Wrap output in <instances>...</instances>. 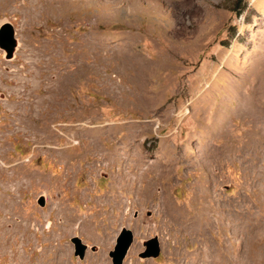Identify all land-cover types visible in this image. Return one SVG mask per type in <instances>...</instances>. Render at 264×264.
Instances as JSON below:
<instances>
[{
    "label": "rangeland",
    "instance_id": "1",
    "mask_svg": "<svg viewBox=\"0 0 264 264\" xmlns=\"http://www.w3.org/2000/svg\"><path fill=\"white\" fill-rule=\"evenodd\" d=\"M3 23L18 48L10 60L0 49V192L10 165L35 178L0 205V264H112L124 228L123 264H194L202 247L204 264H222L226 248L260 264L264 0H2ZM28 97L45 99L52 139L17 126ZM73 237L89 246L84 260ZM152 238L159 257L140 258Z\"/></svg>",
    "mask_w": 264,
    "mask_h": 264
},
{
    "label": "bare ground",
    "instance_id": "2",
    "mask_svg": "<svg viewBox=\"0 0 264 264\" xmlns=\"http://www.w3.org/2000/svg\"><path fill=\"white\" fill-rule=\"evenodd\" d=\"M0 1H2V0H0ZM3 1H7V2H9L10 0H3ZM32 97V96H31ZM29 98V97H28ZM34 102V101H33ZM33 102H32V99L31 98H29V99H27L26 100V102L25 103H22L21 105H23V107H22V111H21V114L18 116V118H16V120H15V122H16V124H17V126H23V127H25V128H33V129H35V132L37 133H35V140H38V142H41V141H44V140H47V139H52L51 138V135L50 134H48V131H47V127H48V124H49V122L51 121V119H52V116H50V113H48L47 111H49V110H45V108L43 107V105H46V104H44L45 103V99L44 98H39L38 99V101L37 102H34V103H36L37 104V107H36V109H34L33 108V106H32V104H33ZM47 107V106H46ZM49 109H50V107H49ZM49 114V116L47 115L46 116V114ZM54 114V113H53ZM217 120V119H216ZM220 124H221V119H219V120H217ZM29 130V129H28ZM53 142V141H52ZM42 143H44V142H42ZM47 143H49V142H47ZM55 143V142H54ZM53 143V144H54ZM50 144V143H49ZM39 149H41V148H43V147H38ZM53 148V151H55V152H58L59 151V148H56V147H52ZM50 149V148H49ZM52 150V149H51ZM43 151V150H42ZM61 151V150H60ZM62 151H64L65 152V150H62ZM61 151V152H62ZM67 152V151H66ZM171 154V151L168 149V147L167 146H165V147H163L162 148V153H160L159 155H158V159L159 160H161V161H165V160H167L168 158H169V155ZM60 155V154H59ZM66 156V155H65ZM62 157V156H61ZM73 159V158H72ZM141 159V158H140ZM67 160L68 161H71V157H67ZM160 161V162H161ZM144 163V161L143 160H141L140 161V164H143ZM147 163V162H146ZM167 163V162H166ZM69 164V163H68ZM138 164V163H137ZM153 164L154 163H150L149 165H148V168L149 167H151V166H153ZM158 164V163H157ZM165 164V163H164ZM160 166V165H159ZM163 166V165H162ZM10 168V170H11V173H10V175H9V177H8V183H6V186H5V188H3L4 190L2 191V192H0V205H2V209L4 210V211H9L10 210V208H11V206H12V202H14V196H13V193H12V191H13V189H15V190H19V189H21L24 185H25V183H26V181L27 180H29L30 178L32 179L33 177H34V175L33 174H30V173H26L25 171H24V168H25V166L24 165H22L21 163H17V164H14V165H10L9 166ZM164 169V168H163ZM162 169V170H163ZM150 170V169H149ZM148 170V171H149ZM156 170V169H155ZM162 170L160 171V170H158L159 172H161L162 173ZM35 176H37L38 177V175H35ZM36 177V178H37ZM40 177V176H39ZM35 178V177H34ZM41 178V177H40ZM45 178V177H44ZM31 181V180H30ZM40 181V180H39ZM43 181V180H42ZM28 182V181H27ZM32 182V181H31ZM39 183V182H38ZM38 185V184H37ZM201 202V201H200ZM197 203H199V200L197 201ZM206 207V206H205ZM205 207H204V209H205ZM1 208V207H0ZM207 208V207H206ZM210 208V207H209ZM198 209V208H197ZM203 209V210H204ZM214 210V209H213ZM212 210V211H213ZM218 210V209H217ZM2 211V210H1ZM7 212H5V213H7ZM174 213V212H173ZM200 213V212H199ZM213 213H215V212H213ZM212 213V214H213ZM221 213V212H220ZM202 214H203V212H202ZM210 214V213H209ZM251 214V213H250ZM8 215V214H7ZM174 215V214H173ZM190 215V214H189ZM200 215V214H199ZM206 215V214H205ZM72 216V215H71ZM197 216H198V214H197ZM208 216V215H207ZM215 216H217V215H215ZM223 216V215H222ZM244 216V215H243ZM242 216V217H243ZM66 217V216H65ZM73 217V216H72ZM187 217V216H186ZM185 216H183L182 217V222H183V226H185L186 228H188V227H191V226H194L193 225V223L191 222V218H190V220L189 219H187ZM195 217V216H194ZM201 217V216H200ZM211 217V216H210ZM213 217V216H212ZM218 217H220V216H218ZM229 217V216H228ZM76 218V217H75ZM196 218V217H195ZM202 218V217H201ZM204 218L206 219V217H203L202 219L204 220ZM209 218V217H208ZM223 218V217H222ZM221 218V219H222ZM5 219V218H4ZM67 219V218H66ZM69 219H70V217H69ZM79 219V218H78ZM180 219H181V217H180ZM197 219H199V217L197 218ZM220 219V218H219ZM218 218H217V220L216 221H218L219 220ZM221 219H220V221H221ZM230 219H233V218H230ZM243 219V218H242ZM263 220H264V217L262 218ZM90 220V219H89ZM195 220V219H194ZM202 220V221H203ZM207 220V219H206ZM214 220V219H213ZM212 220V221H213ZM227 220V219H226ZM243 220H247V221H249L250 220V218L248 217V218H245V219H243ZM3 219H1L0 218V248H2V247H4V246H6V243L8 242V240L6 239V237H5V234H4V231H3V229H2V224H3ZM77 221L78 220H76V219H70V220H68V228L66 229L67 231H71V229H75L76 228V226H75V228H73L74 227V225H76L77 224ZM224 221H225V218H224ZM233 221V220H232ZM7 222V221H6ZM181 222V223H182ZM200 223H202L201 221H199ZM226 222V221H225ZM66 223V222H65ZM89 223H90V221H87L86 220V222H80V223H78L79 224V228H81L82 227V225H83V228H84V226H88L89 225ZM206 223V222H205ZM214 223V222H213ZM230 223V222H229ZM195 224V223H194ZM219 224H220V222H219ZM224 224H226V223H224ZM92 225V224H91ZM229 225V224H228ZM188 226V227H187ZM195 226H197V225H195ZM201 226V225H200ZM209 226V225H208ZM207 226V227H208ZM225 226V225H224ZM234 226V225H233ZM65 227V226H64ZM90 227V226H89ZM88 227V228H89ZM205 227V226H204ZM216 227V226H215ZM227 227V226H226ZM82 228V229H83ZM194 228V227H193ZM200 228V227H199ZM233 228V227H232ZM191 229H192V227H191ZM195 229H197V228H195ZM195 229L193 230V231H195ZM202 229H204V228H202ZM208 229V228H207ZM85 230V229H84ZM198 230V229H197ZM206 230V229H205ZM211 230V229H210ZM74 231V230H73ZM186 231V230H185ZM188 231H190V230H188ZM192 231V232H193ZM201 231V230H200ZM196 232V231H195ZM204 233V232H203ZM9 234V233H8ZM199 235H200V233H199ZM198 235V236H199ZM200 236H202V235H200ZM203 237V236H202ZM205 242V241H204ZM207 243H208V241H207ZM199 244H201V243H199ZM211 244V243H210ZM201 246H202V244H201ZM222 246V245H221ZM203 248V247H202ZM202 248L201 249H198L197 251L199 252L200 250H202ZM207 248H209L208 247V245H207ZM229 248V247H228ZM206 249V248H205ZM204 249V250H205ZM221 249V248H220ZM220 249H219V253H220ZM227 249V248H226ZM226 249H222V252H221V255H222V257H221V255H220V259H219V261L222 263V264H239L237 261H234V258H232V257H227V250ZM231 249V248H230ZM254 249H255V246L253 247V246H251L250 247V254H254L253 252H256V251H254ZM2 250H3V248H2ZM210 250V249H209ZM203 251V250H202ZM202 251L200 252V253H198V252H196L197 254H194L193 256H195L194 257V259H193V263L194 264H204V262H205V258H204V255L202 254ZM259 251V250H258ZM4 252V251H3ZM205 252H207V251H205ZM6 253V252H5ZM4 253V254H5ZM18 253V252H17ZM7 254V253H6ZM16 254V253H15ZM193 254V253H192ZM1 255V254H0ZM189 256H191V255H189ZM189 256H187V257H189ZM252 256V259L255 257V256H253V255H251ZM20 257H21V255H20ZM186 257V256H185ZM218 258H219V256H218ZM16 259H17V257H16ZM22 259V258H21ZM22 261V260H21ZM189 261V260H188ZM260 261V264H264V257L262 256V258L259 260Z\"/></svg>",
    "mask_w": 264,
    "mask_h": 264
},
{
    "label": "water",
    "instance_id": "3",
    "mask_svg": "<svg viewBox=\"0 0 264 264\" xmlns=\"http://www.w3.org/2000/svg\"><path fill=\"white\" fill-rule=\"evenodd\" d=\"M18 48V41L16 38V31L11 23H3L0 26V49L5 52L6 59H12ZM101 176L108 178L109 174L107 172H101ZM37 203L44 207L46 204V199L44 196H40ZM134 237L133 232L128 229H122L116 238V243L114 249L109 253L112 264H123L125 257L133 243ZM71 242L75 248V256L83 257L85 245L81 242L79 237L71 238ZM144 247L147 251H143L139 254L140 258H158L160 255V248L157 243L156 238L148 239L144 242Z\"/></svg>",
    "mask_w": 264,
    "mask_h": 264
},
{
    "label": "flooded vegetation",
    "instance_id": "4",
    "mask_svg": "<svg viewBox=\"0 0 264 264\" xmlns=\"http://www.w3.org/2000/svg\"><path fill=\"white\" fill-rule=\"evenodd\" d=\"M156 239H157L158 246H159V248H160V250H161V245H160L159 239H158V238H156ZM81 242H82V241H81ZM82 243H83V242H82ZM83 245L86 246V247H85V250H84V255H83V257L75 256V254H74V256L77 257V258H79L80 260H84V259H85L86 255H87V252H88V250H89V246H88V245H86V244H84V243H83ZM144 248H145V247H144ZM73 249H74V253H75V248L73 247ZM90 249H91V251L96 252V253L99 251V248H98V247H91ZM144 251H147V249L145 248ZM109 253H110V252H109ZM160 253H161V252H160Z\"/></svg>",
    "mask_w": 264,
    "mask_h": 264
},
{
    "label": "crops",
    "instance_id": "5",
    "mask_svg": "<svg viewBox=\"0 0 264 264\" xmlns=\"http://www.w3.org/2000/svg\"><path fill=\"white\" fill-rule=\"evenodd\" d=\"M106 260V257L105 256H103V261H105Z\"/></svg>",
    "mask_w": 264,
    "mask_h": 264
}]
</instances>
